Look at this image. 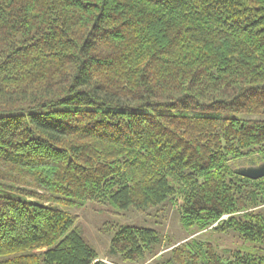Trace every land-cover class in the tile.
Returning a JSON list of instances; mask_svg holds the SVG:
<instances>
[{
  "label": "trees",
  "instance_id": "16d2710c",
  "mask_svg": "<svg viewBox=\"0 0 264 264\" xmlns=\"http://www.w3.org/2000/svg\"><path fill=\"white\" fill-rule=\"evenodd\" d=\"M254 155L264 0H0V264H106L68 207L169 201L259 249L119 225L115 263L264 264V177L232 165Z\"/></svg>",
  "mask_w": 264,
  "mask_h": 264
},
{
  "label": "rangeland",
  "instance_id": "374dc122",
  "mask_svg": "<svg viewBox=\"0 0 264 264\" xmlns=\"http://www.w3.org/2000/svg\"><path fill=\"white\" fill-rule=\"evenodd\" d=\"M264 163L260 155L248 156L232 162L233 167L260 166ZM66 208V206H63ZM77 216V226L84 239L98 252L99 258L106 264L115 263V258L109 255L111 239L119 225H139L155 228L160 232L162 242L159 246L161 253L167 252L172 243H182L186 237L212 243L217 251L227 256L228 250H258L260 245L246 241L234 230L225 232L210 229L197 231L198 227H186L180 218L177 206L173 202L148 208L141 211L133 206L120 209L108 203L96 202L78 203L68 207ZM148 263H152L151 260Z\"/></svg>",
  "mask_w": 264,
  "mask_h": 264
},
{
  "label": "water",
  "instance_id": "95a60500",
  "mask_svg": "<svg viewBox=\"0 0 264 264\" xmlns=\"http://www.w3.org/2000/svg\"><path fill=\"white\" fill-rule=\"evenodd\" d=\"M235 172L244 177L258 180L264 177V163L260 166L239 167L235 169Z\"/></svg>",
  "mask_w": 264,
  "mask_h": 264
}]
</instances>
